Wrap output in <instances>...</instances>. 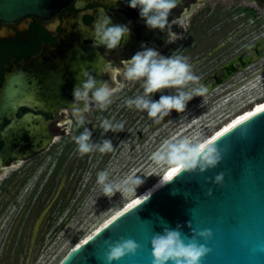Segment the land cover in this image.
<instances>
[{
	"label": "rangeland",
	"instance_id": "374dc122",
	"mask_svg": "<svg viewBox=\"0 0 264 264\" xmlns=\"http://www.w3.org/2000/svg\"><path fill=\"white\" fill-rule=\"evenodd\" d=\"M245 3L213 0L199 5L187 30L180 29V38L162 55L187 57L200 82L264 36V10L247 13ZM124 83L106 110L93 109L88 114L91 139H110L112 152L81 156L70 137L64 136L42 159L0 174V264H60L81 239L135 196L117 192L104 197L95 183L96 173L107 171L114 180L132 174L148 176L136 195L145 190L167 168L151 161L152 153L165 141L198 133L203 140L234 116L249 111L251 100L264 102V59L193 98L184 113L173 110L159 123L125 106L127 98L142 93V86L139 81ZM160 94H152L153 99ZM102 118L122 123L123 131L104 133L99 127Z\"/></svg>",
	"mask_w": 264,
	"mask_h": 264
},
{
	"label": "water",
	"instance_id": "95a60500",
	"mask_svg": "<svg viewBox=\"0 0 264 264\" xmlns=\"http://www.w3.org/2000/svg\"><path fill=\"white\" fill-rule=\"evenodd\" d=\"M74 2L0 0V22L7 24L26 17L50 19ZM125 2L127 5L128 0ZM81 8L82 5L74 3L77 12L62 16V32L56 47L47 45L32 58L36 61L42 52L65 53L67 62L72 63L73 80L77 85L83 69H91L96 79H107L99 74V65L107 60L98 48L92 47L91 42V25L97 15L105 11L103 8ZM129 9L137 17L139 26L131 24L120 13H113L110 17L114 24L129 26L126 43L118 48L133 55L140 45L135 36L146 39L151 30L144 26L137 9ZM84 17L91 19L89 25L84 23ZM258 46L259 43L250 46L221 66L211 76L213 82L210 88L224 85L241 71L263 60L264 44ZM221 73L222 76H218ZM20 80L21 74L13 69L3 75L0 84V136L4 138L0 148V173L11 166L12 160L22 162L29 159L32 153L44 151L49 141L43 130L38 132L35 127L32 129L24 125L27 116L16 117L17 111L24 105L20 98ZM32 120L40 122L38 116H33ZM4 121H7L5 126L2 125ZM23 138L29 139L30 150L14 148L15 144L20 145ZM210 144L216 145L221 152L214 167L203 173L198 170L187 173L177 171L146 200L124 210L74 247L60 264H103L104 241L121 237L134 240L140 248L134 256H125L113 264H151L149 239L153 231L161 230L157 215L168 223L165 226L174 227L176 223L184 225L190 221L191 227L197 231L205 225L211 227L212 232L206 238L197 236L209 246L201 257L204 264H264V110L224 132ZM218 170L223 171L221 182L213 179ZM181 232L187 237L189 229L182 227Z\"/></svg>",
	"mask_w": 264,
	"mask_h": 264
},
{
	"label": "clouds",
	"instance_id": "9594fccd",
	"mask_svg": "<svg viewBox=\"0 0 264 264\" xmlns=\"http://www.w3.org/2000/svg\"><path fill=\"white\" fill-rule=\"evenodd\" d=\"M115 2L116 0H113V3ZM180 2L181 0H128L127 6L138 10V15L147 29L165 33L164 43L168 45L173 44L181 36V33L173 31V26L182 31L187 30L190 17L197 8V5H193L187 11L172 16V10L177 8ZM91 28L92 47L96 49L100 47L107 50L117 49L130 34L128 25L112 23L111 17L103 11L97 15ZM99 74L106 75L108 79H96L91 69L81 70L80 82L73 88L72 101L68 107L76 128H82L78 135L71 136L76 151L81 156L94 151L101 154L112 152L113 144L110 139L103 138L98 142L91 139L92 131L87 127L91 123L88 114L93 109L101 112L106 110L113 102L116 92L125 87L124 82L139 81L142 86V93L127 98L124 101L125 106L146 113L148 117L155 118L156 123L169 116L173 110L178 114L184 113L193 98L203 96L207 91L193 73V66L188 62L187 57L165 56L143 43L140 50L130 58L121 60L119 65H114L111 61H103L99 65ZM118 80L120 83L117 86ZM168 89L173 91L164 94L163 90ZM158 92L161 93L159 98L153 99L152 94ZM99 127L104 133L123 131L122 123H113L107 118L100 120ZM220 157L221 152L218 147L204 143L198 133L195 137L165 141L160 149L152 153L151 161L159 168L171 167L173 171L179 169L186 173L198 170L203 173L206 169L214 167ZM147 177L132 174L114 180L107 171L102 170L96 173L95 183L100 186L104 197L110 198L117 192L125 197H131L136 195V189ZM213 179L215 182H221L223 171H216ZM163 183L159 180L147 194L149 195ZM156 217L160 222L161 230L153 231L149 239L151 264H204L201 257L209 246L204 239L198 240L197 236L205 238L209 236L212 232L210 226L205 225L198 231L191 227L190 221L185 222L184 225L176 223L174 227L165 226L168 223L158 215ZM182 227L189 229L187 237L182 235ZM104 245L103 264H113L114 261H119L125 256H134L140 248L134 240L123 237L114 241L106 239Z\"/></svg>",
	"mask_w": 264,
	"mask_h": 264
},
{
	"label": "flooded vegetation",
	"instance_id": "af4514ba",
	"mask_svg": "<svg viewBox=\"0 0 264 264\" xmlns=\"http://www.w3.org/2000/svg\"><path fill=\"white\" fill-rule=\"evenodd\" d=\"M209 1L213 0H182V3L172 10V16L179 15L182 11H187L193 5H197L198 7ZM74 3L82 5L81 10L103 8L109 16L113 13H120L131 24L135 26L140 25L137 17L127 7L125 0H116L115 3H113V0H75ZM74 3L50 19L40 20L35 17H26L7 24L0 22V84L4 74L17 69L22 77L19 90L21 92V102L24 105L17 111L16 117L27 116L28 120L24 122V125L32 129L35 127L38 132H42L43 130L47 133L49 140L44 151L32 153L29 159L22 162L12 160L11 166L7 169L33 164L36 160L48 155L51 150H55L56 145L64 136L71 138L72 135H78L82 131V128H76L71 110L68 108V104L72 101L73 88L77 86L73 80L71 61L67 62L65 53L51 51L42 52V55L40 54L41 56L36 61L32 60L41 48H45L47 45L52 48L56 47V43L62 32L61 18L64 14L77 12L74 10ZM244 10L247 13L251 12L256 15L257 11L264 10V0H246ZM170 19L171 16L169 17ZM83 21L86 25H89L91 19L84 17ZM179 30V28L173 26V31L179 32ZM135 38L136 41L140 42L138 50H140V46L143 43L163 54L170 45L164 43L166 34L161 33L159 30H151L146 39L139 35L135 36ZM123 43L125 44L126 40ZM256 43H259L258 47H262L264 36H261L253 44L243 47L232 58L247 51L250 46ZM98 51L107 61H111L114 65H119L121 60L132 56V54L125 53L119 48L107 50L100 47ZM219 68L214 70L211 75L203 78L200 83L203 80H207L206 83L202 84L207 89L210 88V84L213 82L211 76ZM218 76H222V73ZM105 77L108 79L106 75ZM119 83L120 81L118 80L117 86ZM33 116H38L40 122L32 120ZM6 124L7 121H4L2 125L5 126ZM20 141V145L15 144L14 148L18 150H30L31 147L28 145L30 144L29 139L23 138ZM3 144L4 138L0 136V148H2ZM62 150H66V148ZM53 166L56 167L55 165Z\"/></svg>",
	"mask_w": 264,
	"mask_h": 264
},
{
	"label": "bare ground",
	"instance_id": "6f19581e",
	"mask_svg": "<svg viewBox=\"0 0 264 264\" xmlns=\"http://www.w3.org/2000/svg\"><path fill=\"white\" fill-rule=\"evenodd\" d=\"M248 70L245 69V71ZM257 74V73H255ZM229 101V100H228ZM256 100H251L250 103H252V108L249 111H246L244 113H241L239 115L234 116L230 121L226 122L224 125L220 126L219 129H217L216 131H214L213 133H211L208 137L204 138L202 141L204 143H208L210 144L213 140L214 137L218 138L221 134H223L224 132H226L225 130H229L231 128H233L234 126L240 124L241 122L247 120L248 118L252 117L253 115L259 113L260 111L264 110V102L261 103H256ZM249 113H251V115H249ZM241 117H246V119L244 120H240ZM237 121H239V123H236ZM232 127H229V126ZM220 134L219 136H217V134ZM177 171H179V169H177L176 171H173V169L171 167H167L160 176H158L152 183H150L145 190H142L141 192H139L137 195H135L134 197H132L130 200H128L121 208H119L116 212L112 213L109 217H107L102 223H100L96 228H94L93 230L90 231V233H88L86 235V237H84L83 239H81V241L79 243H77L74 247L78 246L79 244H81L82 242H84L87 238H89L91 235H93L95 232H97L100 228H102L104 225H106L108 222H110L111 220H113L116 216H118L120 213H122L124 210H127L129 207V205L134 206L135 204H137L136 202H140L141 200H143L144 198H146V196L148 195L147 193L149 192L150 189L153 188V185L157 184L158 181H163L164 183L170 179ZM171 174V175H170ZM167 177V179H166ZM163 183V184H164ZM161 186V185H160ZM159 186V187H160ZM158 187V188H159ZM157 189V188H156ZM155 189V190H156ZM154 190V191H155ZM153 191L150 192V194ZM73 247V248H74Z\"/></svg>",
	"mask_w": 264,
	"mask_h": 264
},
{
	"label": "snow or ice",
	"instance_id": "6c2138e0",
	"mask_svg": "<svg viewBox=\"0 0 264 264\" xmlns=\"http://www.w3.org/2000/svg\"><path fill=\"white\" fill-rule=\"evenodd\" d=\"M262 107H264V106H262ZM249 115H251V113H249ZM244 119H246V117H241V118H240V120H244ZM236 123H239V121H237ZM229 127H232V126L230 125ZM225 131H227V130H225ZM219 135H220V134L218 133L217 136H219ZM213 139H216V138L214 137ZM170 175H171V174H170ZM166 179H167V177H166ZM136 203L138 204L139 202L137 201ZM129 207H131V205H129Z\"/></svg>",
	"mask_w": 264,
	"mask_h": 264
}]
</instances>
